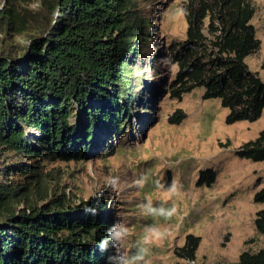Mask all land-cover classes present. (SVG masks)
<instances>
[{
    "label": "trees",
    "instance_id": "16d2710c",
    "mask_svg": "<svg viewBox=\"0 0 264 264\" xmlns=\"http://www.w3.org/2000/svg\"><path fill=\"white\" fill-rule=\"evenodd\" d=\"M151 2L36 0L30 8V0H0V264H116L115 241L104 239L115 225L106 201L75 204L47 164L82 162L98 146L94 131L122 129L145 102L141 65L157 57L175 65L168 97L203 87V99L228 110L227 124L263 113L264 83L244 63L259 47L250 0H182L185 38L146 59L154 22L142 6L154 10ZM184 118L176 110L168 122ZM237 155L263 161L264 129ZM214 180L202 170L197 185ZM254 201L264 203V187ZM254 227L264 235V209ZM198 244L187 236L179 257L193 262ZM227 264H264V248Z\"/></svg>",
    "mask_w": 264,
    "mask_h": 264
},
{
    "label": "rangeland",
    "instance_id": "374dc122",
    "mask_svg": "<svg viewBox=\"0 0 264 264\" xmlns=\"http://www.w3.org/2000/svg\"><path fill=\"white\" fill-rule=\"evenodd\" d=\"M151 1L154 10L142 3L149 23L154 22L148 47L141 52L146 59L182 41L186 29L182 0ZM250 2V23L259 47L244 63L264 83V0ZM36 5L30 0V8ZM140 71L135 73L145 87L139 98L145 102L132 106L122 129L105 135L94 131L99 141L92 142L98 146L82 162L47 164L58 168L61 189L75 204L106 201L103 211L111 214L115 225L128 228L115 241L116 264L141 249L146 251L132 264H227L236 262L243 251L264 248V235L254 227L256 213L264 209V203L254 201L264 187V160L237 155L242 144L264 129V111L254 122L227 124L228 110L219 98L203 99V87L180 99L168 97L175 65L157 57ZM176 110L185 118L171 124L168 118ZM207 169L214 173V182L197 185L199 171ZM150 228L161 235H150ZM189 235L199 238L193 262L178 255Z\"/></svg>",
    "mask_w": 264,
    "mask_h": 264
},
{
    "label": "clouds",
    "instance_id": "9594fccd",
    "mask_svg": "<svg viewBox=\"0 0 264 264\" xmlns=\"http://www.w3.org/2000/svg\"><path fill=\"white\" fill-rule=\"evenodd\" d=\"M107 236L104 239H112L114 241H119L121 237L128 232V228L124 227V225H113L111 227H108L106 229ZM148 232L150 235H155V236H160L161 233L157 229L150 228L148 229ZM101 247L103 248V240L101 241ZM143 251H146L145 249H141L140 253ZM137 253L134 256L128 257L126 255L121 257L122 264H132L133 261L135 260H140L141 259V254ZM108 259H111V257H108Z\"/></svg>",
    "mask_w": 264,
    "mask_h": 264
}]
</instances>
